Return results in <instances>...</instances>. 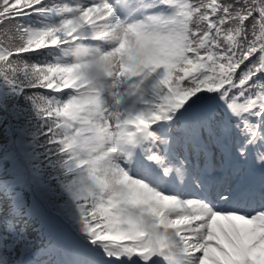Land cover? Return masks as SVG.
Instances as JSON below:
<instances>
[{
  "label": "snow or ice",
  "instance_id": "snow-or-ice-1",
  "mask_svg": "<svg viewBox=\"0 0 264 264\" xmlns=\"http://www.w3.org/2000/svg\"><path fill=\"white\" fill-rule=\"evenodd\" d=\"M0 264H264V0H0Z\"/></svg>",
  "mask_w": 264,
  "mask_h": 264
}]
</instances>
